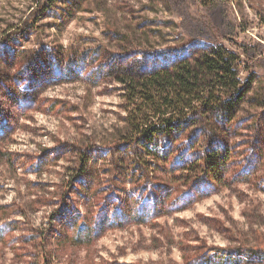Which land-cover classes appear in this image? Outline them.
I'll list each match as a JSON object with an SVG mask.
<instances>
[{
	"label": "rangeland",
	"instance_id": "1",
	"mask_svg": "<svg viewBox=\"0 0 264 264\" xmlns=\"http://www.w3.org/2000/svg\"><path fill=\"white\" fill-rule=\"evenodd\" d=\"M35 2L0 0V60L8 53L13 55V50L19 53L63 45L64 49L99 48V62L108 68L133 65L151 69L170 66L203 46L223 43L241 55L239 78L250 87L244 103L229 111L233 120L211 113L209 125H204L212 139L213 130L219 129V140L213 147L219 146L218 155L222 157L217 165L220 182H205L203 193H187L192 200L185 208L160 218L155 228L106 229L85 264H151L161 259L170 262L171 258L170 264H183L175 241L184 231H193L188 238L194 244L206 239L209 246H234L241 242L261 245L264 0H56L39 17L40 30L29 29L25 33L32 37L31 41L24 42L27 38L16 34L3 38L8 29L14 33L13 26L29 13L30 7H35ZM118 87L111 77L103 76L94 86L83 77L73 81L58 75L46 78L36 89L40 100H45L43 110H21L7 101L3 111L8 110L11 117V128L6 129L11 136L0 147V154L5 153L4 157L0 155V205L9 207L3 215L5 221L20 217L16 215L18 208L26 209L28 223L19 220L21 227L46 233L49 217L57 210L50 204L68 193V186L62 185L80 165L79 154L65 149L57 153L53 148L61 142L81 147L96 139H108L107 129L112 131L124 115ZM53 102L58 104L49 108ZM4 115L5 112L0 113V118ZM43 150L47 156L41 164L42 171L34 173L29 165L36 163L33 157H40ZM97 154L103 156L102 152ZM104 156L96 166L88 164L99 175L101 185L111 179L116 164L110 162L115 157L112 153ZM179 192L172 195L173 199ZM112 197L115 198L112 194L106 201ZM154 236L156 240L151 242ZM34 248L25 246L22 251L29 254H18L13 247L0 244V264L36 263L41 249ZM83 255L81 251V259Z\"/></svg>",
	"mask_w": 264,
	"mask_h": 264
},
{
	"label": "trees",
	"instance_id": "2",
	"mask_svg": "<svg viewBox=\"0 0 264 264\" xmlns=\"http://www.w3.org/2000/svg\"><path fill=\"white\" fill-rule=\"evenodd\" d=\"M55 1L36 0L35 7H30L19 26H13L14 33L8 29L3 38L16 34L27 38L24 42L31 41L32 37H26L25 33L29 29L40 30L39 17ZM99 52V48L64 49L63 45H55L19 53L13 50V55L8 53L0 60V113L5 112L0 118V147L11 136L6 131L11 128L8 125L11 117L8 110L3 111L7 101L21 110H43L46 103L40 100L36 89L46 78L60 75L74 81L83 77L96 86L106 76L118 82V90L122 92L120 107L124 115L112 131L110 127L107 129L108 139H96L82 148L69 142L53 148L57 153L65 149L79 154L80 165L62 185L68 186V193L52 200L50 206H57V210L50 215L45 234L21 227L19 220L28 223L26 209L14 212L21 219L5 221L3 215L9 207L0 205V244L13 247L18 254H29L22 251L25 246H35L34 251L41 249L39 261L33 264H85L106 229L155 228L160 218L185 208L192 200L187 193L192 195L194 190L203 193L205 182H220L217 165L222 157L218 155L219 146L213 147L219 140L216 133L219 129L211 131L213 140L204 125H209L211 113H221V119L233 120L229 111L243 104L250 90L239 78L241 55L223 43L203 46L184 54L170 66L151 69L133 65L108 68L106 63L99 62ZM57 104L53 102L49 108ZM44 150L40 157H33L36 163L29 165L34 173L42 171L41 164L47 156ZM99 152L115 156L110 161L116 163L115 172L104 185L88 166L90 162L96 166L105 158L98 157ZM0 155L4 157L5 153ZM179 190L178 197L173 199L172 195ZM112 194L116 199L106 201ZM191 233L184 231L175 241L183 264H264L263 241L261 245L241 242L234 246H209L206 239L192 243L188 238ZM154 240L155 236L151 242ZM81 251H84L82 259ZM170 262L161 259L151 264Z\"/></svg>",
	"mask_w": 264,
	"mask_h": 264
}]
</instances>
